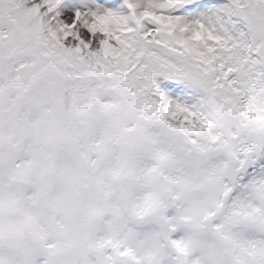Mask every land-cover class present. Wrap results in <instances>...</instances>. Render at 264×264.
I'll return each mask as SVG.
<instances>
[{
    "label": "snow or ice",
    "instance_id": "snow-or-ice-1",
    "mask_svg": "<svg viewBox=\"0 0 264 264\" xmlns=\"http://www.w3.org/2000/svg\"><path fill=\"white\" fill-rule=\"evenodd\" d=\"M0 264H264V0H0Z\"/></svg>",
    "mask_w": 264,
    "mask_h": 264
}]
</instances>
